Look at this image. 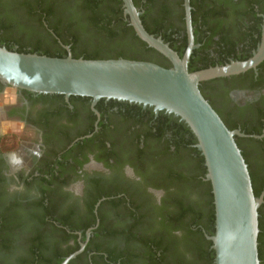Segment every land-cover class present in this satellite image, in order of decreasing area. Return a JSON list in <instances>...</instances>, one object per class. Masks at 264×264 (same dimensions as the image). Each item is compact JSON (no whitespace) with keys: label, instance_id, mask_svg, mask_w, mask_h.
Here are the masks:
<instances>
[{"label":"flooded vegetation","instance_id":"1","mask_svg":"<svg viewBox=\"0 0 264 264\" xmlns=\"http://www.w3.org/2000/svg\"><path fill=\"white\" fill-rule=\"evenodd\" d=\"M169 6L168 20L183 27L181 38L186 35L188 44L184 0L179 8ZM191 27L193 33L192 19ZM195 38L193 33L194 44ZM218 78L201 81L203 94L223 119L233 122L232 130H259L253 137L256 144L245 140L243 147L250 151L253 169L264 177V59L253 69ZM11 89L15 99L0 100V213L15 214L22 224L19 232L42 233L40 218L47 212L57 231L64 228L69 236L62 240L54 231V237H42L45 252L57 260L75 248L67 264H93L96 254L106 256L96 251L98 246L123 250L127 225L136 222L135 231L142 232L137 220L149 219L166 193L156 186L162 176L159 163L170 160L160 152L170 130L161 140L155 136L164 110L116 99L28 94L1 82L0 97ZM133 247L141 251L138 243ZM16 248L20 250L19 244ZM262 249L264 260V244ZM141 262L140 256L134 264Z\"/></svg>","mask_w":264,"mask_h":264},{"label":"trees","instance_id":"2","mask_svg":"<svg viewBox=\"0 0 264 264\" xmlns=\"http://www.w3.org/2000/svg\"><path fill=\"white\" fill-rule=\"evenodd\" d=\"M132 1L142 11L140 18L145 29L161 36L182 56L187 44L186 35L181 38L183 27L168 20L170 3L179 8L182 0ZM190 6L193 33L198 37L195 44L200 45L193 49L189 71L223 65L229 58L245 60L252 55L250 50L260 41L264 0H190ZM238 44L250 48H240ZM0 46L11 51L52 57H66L70 53L74 58H126L171 67L163 54L136 35L123 12L122 0H0ZM65 46H69V52ZM209 81H220V78L204 83ZM202 89L199 84L203 94ZM52 95L63 97V94ZM159 116L163 126L155 136L161 140L167 130L171 133L170 140L165 138L160 143L162 156L170 157V160L159 163L162 176L156 185L165 189V196L150 213L149 219L137 220L144 227L142 232L135 231L136 222L127 225L123 250L117 252V249L98 246L96 251L102 250L106 256L96 254L92 258L93 264H134L140 256L142 264H214L215 252L206 235L215 232V210L204 157L196 147V138L183 121L164 111H160ZM221 119L230 130L233 129L231 120ZM243 132L248 138L235 136V141L248 165L257 197L264 190V177L258 176L253 169L249 162L250 151L243 144L245 140L256 144L258 140L251 135L259 134V130L245 126ZM148 136L154 137L152 134ZM258 215V256L260 264H264V202L258 208ZM0 216V264H60L75 250L66 249L57 260L45 252L46 241L42 237H54L57 233L66 240L69 236L64 228L57 231L58 227L52 223L53 217L47 212L40 218L45 224L42 233L41 230L19 232L22 224L7 210ZM54 231L57 232L52 234ZM135 242L140 245V252L133 247ZM17 244L20 250H17Z\"/></svg>","mask_w":264,"mask_h":264},{"label":"water","instance_id":"3","mask_svg":"<svg viewBox=\"0 0 264 264\" xmlns=\"http://www.w3.org/2000/svg\"><path fill=\"white\" fill-rule=\"evenodd\" d=\"M123 1L136 35L163 54L171 67L126 58L84 59L21 53L0 46V82L37 94L88 96L151 106L183 121L197 140L204 157L206 179L210 181L215 210V232L206 235L214 249V264H260L258 256V208L264 191L255 196L248 165L235 136L199 90L201 81L253 69L264 59V11L261 39L252 55L223 65L189 71L194 44L189 0H184L188 44L182 56L160 36L142 24L141 11L132 0ZM69 50V47L66 46ZM258 137L257 135H251ZM70 254L60 264H67Z\"/></svg>","mask_w":264,"mask_h":264},{"label":"rangeland","instance_id":"4","mask_svg":"<svg viewBox=\"0 0 264 264\" xmlns=\"http://www.w3.org/2000/svg\"><path fill=\"white\" fill-rule=\"evenodd\" d=\"M15 94H14V89H11V90H9V92L8 93H6V94H3L1 97H0V100L2 101V102H10V101H12V100H14L15 99ZM4 130H5V128H3ZM165 190V189H164Z\"/></svg>","mask_w":264,"mask_h":264}]
</instances>
